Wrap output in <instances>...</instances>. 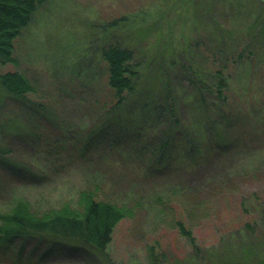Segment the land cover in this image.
<instances>
[{"label":"rangeland","instance_id":"rangeland-1","mask_svg":"<svg viewBox=\"0 0 264 264\" xmlns=\"http://www.w3.org/2000/svg\"><path fill=\"white\" fill-rule=\"evenodd\" d=\"M114 43L141 69L118 110L102 57ZM13 46L0 75L17 71L34 92L0 85V147L33 173L0 171V211L20 195L74 207L98 188L135 212L103 257L31 239L0 264H264V0H47Z\"/></svg>","mask_w":264,"mask_h":264},{"label":"trees","instance_id":"trees-1","mask_svg":"<svg viewBox=\"0 0 264 264\" xmlns=\"http://www.w3.org/2000/svg\"><path fill=\"white\" fill-rule=\"evenodd\" d=\"M46 1L0 0V65L16 63L13 56V43L20 32L29 24L37 8ZM106 25L113 27V22ZM235 55L226 52L225 59L231 61ZM102 57L107 66V85L114 99V104L111 107L118 110L124 104L126 95L135 93L138 88V73L141 71V69L138 71V59L135 58L133 49L127 46L123 47L121 43L107 45L102 51ZM157 68L160 75L162 63ZM192 72L197 84V77L201 79L199 73L197 70ZM215 74L217 77L222 76L220 71H213L212 75ZM0 85L7 94L17 98H24L26 94L34 92L32 83L17 71L1 74ZM224 86L222 81L216 89V94L221 97L222 101L224 100L222 94L225 91ZM163 93L164 101L173 100L169 83L165 84ZM163 93H158L160 101H153L154 106L159 113L164 111L163 108H166L171 114L172 105L170 103L165 102L167 105L160 104ZM35 129L37 130V128ZM32 135L35 136V133ZM165 145L166 143L162 142V145L159 146L160 152H163ZM9 149L8 147H0V171L21 179L32 175L33 171L30 167L13 160L9 156ZM98 190V188H94L80 191L74 207L67 203L60 207L38 208L24 196L11 198L3 211H0V258L10 253L11 246L18 240L27 241L31 239L47 241L49 247L54 244L88 246L103 257L105 250L111 243L117 224L127 217L134 216L135 211L103 199ZM186 190L188 189L186 188ZM175 225L178 227L180 235L192 242L191 231L185 229L182 220H177ZM162 255L163 253H160V256ZM262 262L243 264H261Z\"/></svg>","mask_w":264,"mask_h":264}]
</instances>
